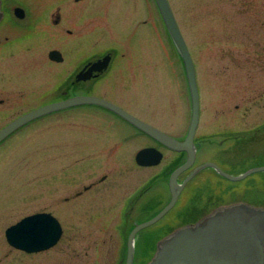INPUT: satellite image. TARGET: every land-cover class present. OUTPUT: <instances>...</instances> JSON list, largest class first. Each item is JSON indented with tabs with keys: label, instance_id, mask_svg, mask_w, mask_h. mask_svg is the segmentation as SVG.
I'll return each mask as SVG.
<instances>
[{
	"label": "rangeland",
	"instance_id": "1",
	"mask_svg": "<svg viewBox=\"0 0 264 264\" xmlns=\"http://www.w3.org/2000/svg\"><path fill=\"white\" fill-rule=\"evenodd\" d=\"M16 1L24 0H10ZM25 1L45 3V11L33 16L43 15L37 26L13 24L7 44L0 47V128L61 98L71 63L83 54L94 58L112 51L111 66L93 82V93L158 130L184 135L190 119L184 69L154 0H85L91 7L88 41L66 34V29L86 28L82 19L64 15L53 24L56 8L68 12L66 4L73 0ZM168 2L196 73L199 160L215 159L225 150L222 160L231 163V174L263 166L264 0ZM51 49L61 51V63L48 58ZM128 128L108 111L77 105L36 118L0 143V264H117L121 249L110 241L118 238L111 204L146 184L166 162L152 168L135 165L134 154L150 140L133 137ZM102 175L106 179L96 188L73 197ZM199 182L205 210L241 201L264 206V170L235 182L203 173ZM89 199L96 201L89 205ZM42 211L60 222L59 242L33 253L11 247L5 228ZM148 228L136 237V264L152 255Z\"/></svg>",
	"mask_w": 264,
	"mask_h": 264
},
{
	"label": "water",
	"instance_id": "2",
	"mask_svg": "<svg viewBox=\"0 0 264 264\" xmlns=\"http://www.w3.org/2000/svg\"><path fill=\"white\" fill-rule=\"evenodd\" d=\"M169 34V37L181 58L187 88L190 97V121L186 136L179 141L150 124L131 115L121 107L95 95H75L53 101L10 120L0 128V142L28 122L77 105H97L108 109L125 121L136 126L163 145L175 150H185L187 160L172 175L171 186L175 187L174 176L193 162L195 147L193 137L199 119V93L194 64L180 32L168 0H154ZM17 10V9H16ZM20 11V10H19ZM2 11L0 9V19ZM48 57L61 61L58 50H50ZM109 55L94 61L87 72L100 71L107 66ZM161 153L154 147H146L135 155L139 165L149 166L159 163ZM211 166L223 177L240 180L260 170L264 165L250 168L238 175H230L215 163L205 162L200 168ZM195 169L193 172H196ZM177 193L172 191L170 201L153 217L136 224L128 233L124 264H132L133 240L136 232L157 221L173 205ZM61 226L49 213H35L23 217L5 229L7 242L14 248L25 252H39L52 247L60 238ZM146 264H264V206L247 202L223 204L204 215L194 223L175 228L156 243V248Z\"/></svg>",
	"mask_w": 264,
	"mask_h": 264
},
{
	"label": "flooded vegetation",
	"instance_id": "3",
	"mask_svg": "<svg viewBox=\"0 0 264 264\" xmlns=\"http://www.w3.org/2000/svg\"><path fill=\"white\" fill-rule=\"evenodd\" d=\"M0 1H1V10L3 12V16L0 20V47H3L4 45L7 44L8 39H9V35L7 34V31H11L13 29V26H14L13 24H17L19 22H27L25 24V27L26 26L30 27L33 25L37 26V24L41 23L43 19V15L40 18H34L33 16L35 14L39 15V13H42V14L44 13L45 3L40 2L39 4L37 2L38 3L37 4V3L31 2L32 4H30L29 1H25V0L21 2L16 1V3L10 2V0H0ZM66 5L69 6L68 12H64L60 10L58 7L56 8L55 13L53 14L54 16L52 20L53 24L57 26V24H59L61 19H63L64 15L70 16L71 20H73L74 18L75 19L77 18L79 20L82 19L87 25L86 28H84L83 30H76L74 28L66 29V34L69 36V38L73 39L74 41L81 40V37L83 39L88 38L87 39L88 41L91 35L90 30L88 28V24L91 20V7L89 6L90 5L89 2H86L85 0H73L71 2H68ZM30 28L28 29L30 30ZM59 52L61 54L62 59L61 61H54V62L61 63L63 61L64 59L63 55L61 51ZM105 55H109V60H108L107 66L104 69L100 71L87 72L88 68L91 66V64L94 61L101 59ZM113 59L114 58H113L112 51H106L100 56H96L94 58H92L91 55L87 56L83 54L80 60L77 59L78 61L76 62L73 61L71 63L72 64L71 71L67 78L65 90L61 93V98L54 99L52 101L61 100L63 98L71 97L75 95H97L93 93L92 84H94L97 79H99L100 77H102L103 75L107 73V71L109 70L111 66ZM97 96L107 99L101 95H97ZM2 101L3 100L0 99V104ZM108 101L118 105L119 107L126 110L127 112L134 115L135 117L141 119L142 121L147 122L144 119L133 114L129 110L125 109L122 105L116 102H113L109 99ZM84 106H89V107L98 108L104 111H108L110 114L116 116L119 121H121L123 124L126 123L127 126L132 129V133L134 135L133 137L142 135L143 137L150 140V143L142 145L139 149L144 148V147H154L161 152V159L159 163L155 165H151V166L138 165L135 162V154H136L135 153L133 156V161L135 165H137L138 167L152 168V167L160 165L162 161L166 160L164 166H162L156 172H153L151 174L146 184H144L141 187L136 186L126 195H123V194L118 195L117 198H115L111 204V208L113 209H111L110 212H112L111 214L113 217L112 219H114V217L116 218L115 221L117 222V224L114 226H115V229L117 228L116 233L118 234L117 235L118 238L115 239L112 236L110 238V241L114 247L121 249V253L119 255L117 264H124L125 256H126L125 251L127 248V236L130 230L136 224H139L140 222L148 220L149 218L157 214L170 201L173 190H175L177 193L176 199L173 205L169 208V210H167L153 224L147 227H144L140 229L138 232H136L134 236V240H133L134 252H133V260H132V264H136L137 258H138L136 254V245H137L136 237L137 235L142 233L141 230H145L146 228L149 227L148 228L150 229L149 232L145 234L150 235L149 239H154V241L152 242V247L154 250L156 248V243L163 236L167 235L168 233L173 231L175 228L196 222L197 220H199L204 215H206L207 213H209L210 211L214 209L212 207L210 210L208 209L205 210L207 206L201 207L200 205L201 202L199 203V194L201 192V191L199 192V190H201V187H202V185H200L201 183L199 182V175L204 173L206 177L218 176V178L222 180L225 178L221 176L211 166H206L200 169H199V166L205 162H212V163H215L224 172L231 174V171H229L231 163L229 165H225V163H228L229 160H222L223 152L225 150H222V151L220 150V147L222 146L221 140H218L216 143L217 148L221 151V152L218 151V153H220L219 157L216 156L215 159H206L202 161L199 160V151H200L201 143L199 142V138L196 139V136L194 135L193 144L195 147V154H194L193 162L190 164V166L179 171L174 176L175 187H172L171 178H172L173 173L181 165H183L187 160V152L185 150H175L173 148L163 145L162 143L158 142L151 136L141 131L136 126L130 124L129 122L125 121L123 118L114 114L113 112L109 111L106 108H103L97 105H90V104H86ZM198 124H199V119H198ZM197 128H198V125H197ZM186 133H187V128H186L184 135L182 136H173L171 134H167V133L166 134L181 141L186 136ZM3 141H1L0 143H2ZM195 169H197V171L193 172ZM105 179H106V175H102L99 178L98 182L92 181L89 184L84 185L81 190H78L74 193L73 197L74 198L78 197L82 195L83 192H87V191H90L96 188L97 184L99 182L104 181ZM160 186L163 187V189L160 190ZM155 188H158L159 190L158 193L155 191ZM147 192L148 194L149 192H151V197L148 194L146 195ZM94 197H96V195ZM65 199H68V198H65ZM88 201H89V205H92L93 203H95L96 200L89 199ZM207 202L210 203L211 200ZM104 231H102V233H105ZM146 238L148 239V236ZM94 239L96 240L97 238L94 237ZM96 242L97 241H95V243ZM104 242L105 241H102V243Z\"/></svg>",
	"mask_w": 264,
	"mask_h": 264
}]
</instances>
